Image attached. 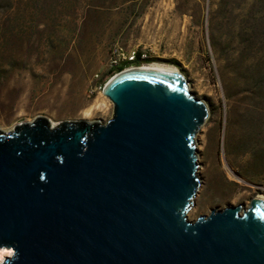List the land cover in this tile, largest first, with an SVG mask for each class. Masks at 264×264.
<instances>
[{
  "label": "water",
  "instance_id": "1",
  "mask_svg": "<svg viewBox=\"0 0 264 264\" xmlns=\"http://www.w3.org/2000/svg\"><path fill=\"white\" fill-rule=\"evenodd\" d=\"M112 118L0 131V264H264V203L191 221L208 116L179 72L127 68Z\"/></svg>",
  "mask_w": 264,
  "mask_h": 264
},
{
  "label": "rangeland",
  "instance_id": "2",
  "mask_svg": "<svg viewBox=\"0 0 264 264\" xmlns=\"http://www.w3.org/2000/svg\"><path fill=\"white\" fill-rule=\"evenodd\" d=\"M132 51L148 60L127 68L177 71L208 108L187 218L264 197V0H0V131L106 123L111 62Z\"/></svg>",
  "mask_w": 264,
  "mask_h": 264
},
{
  "label": "bare ground",
  "instance_id": "3",
  "mask_svg": "<svg viewBox=\"0 0 264 264\" xmlns=\"http://www.w3.org/2000/svg\"><path fill=\"white\" fill-rule=\"evenodd\" d=\"M139 68H141V69H148V70H159V71H165V72H177V71H174V70H170V69H164V68H159V67H153V66H147V67H139ZM105 106H104V103H103V101H97L96 103H95V105H93L92 107H90V109H88L86 112H85V114L87 115V114H91L92 112H93V110H95V109H103ZM54 126V125H53ZM255 199H257V200H260V201H262L263 203H264V197L263 196H258L257 198H255ZM2 252V251H1ZM1 252H0V262L2 263L3 261V256L1 255ZM10 252H12V251H10ZM10 252L8 253L9 255H10ZM7 254V255H8Z\"/></svg>",
  "mask_w": 264,
  "mask_h": 264
},
{
  "label": "built area",
  "instance_id": "4",
  "mask_svg": "<svg viewBox=\"0 0 264 264\" xmlns=\"http://www.w3.org/2000/svg\"><path fill=\"white\" fill-rule=\"evenodd\" d=\"M137 54L138 53L136 51H132V52H129L127 54H120V58L113 60L111 62V68H114V67H116L122 63H133V62H135L136 58H137ZM140 59H141V61L146 60L147 59L146 54L145 53L140 54Z\"/></svg>",
  "mask_w": 264,
  "mask_h": 264
},
{
  "label": "trees",
  "instance_id": "5",
  "mask_svg": "<svg viewBox=\"0 0 264 264\" xmlns=\"http://www.w3.org/2000/svg\"><path fill=\"white\" fill-rule=\"evenodd\" d=\"M147 60H148V59L143 60V62H144V61H147ZM138 61H141V59H140V53L137 54L136 61L133 62V63H137ZM133 63H125L124 66H120V67H118V68H117L118 73L121 72V71H123L125 68L131 66Z\"/></svg>",
  "mask_w": 264,
  "mask_h": 264
},
{
  "label": "clouds",
  "instance_id": "6",
  "mask_svg": "<svg viewBox=\"0 0 264 264\" xmlns=\"http://www.w3.org/2000/svg\"><path fill=\"white\" fill-rule=\"evenodd\" d=\"M116 75V74H115Z\"/></svg>",
  "mask_w": 264,
  "mask_h": 264
},
{
  "label": "crops",
  "instance_id": "7",
  "mask_svg": "<svg viewBox=\"0 0 264 264\" xmlns=\"http://www.w3.org/2000/svg\"><path fill=\"white\" fill-rule=\"evenodd\" d=\"M129 53V52H128Z\"/></svg>",
  "mask_w": 264,
  "mask_h": 264
}]
</instances>
